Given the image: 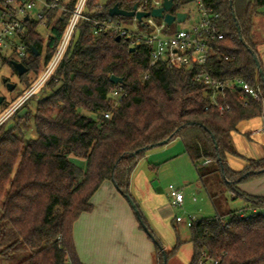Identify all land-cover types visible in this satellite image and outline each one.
<instances>
[{"label":"trees","instance_id":"trees-1","mask_svg":"<svg viewBox=\"0 0 264 264\" xmlns=\"http://www.w3.org/2000/svg\"><path fill=\"white\" fill-rule=\"evenodd\" d=\"M137 1H107L96 9L98 0H90L89 9H96L93 18L109 20L116 18L109 14L115 5L129 11ZM76 2L72 0L70 7ZM207 4L220 15L224 35L222 41L213 43L207 67L211 76L221 82L243 79L252 85L259 80L264 90L255 62L260 56L254 25L264 0H207ZM68 23V15L60 16L50 28L46 44L39 24L25 23L27 31L19 37L27 57L20 63L28 71L22 76L13 66L14 57L1 56L21 84L17 98L50 63ZM75 34L77 39L71 41L45 86L0 126V253L7 255V264H83L74 225L93 210L94 195L106 181H112L122 195L131 197L130 175L137 162L149 147L175 138L184 142L205 187L207 175L218 173L235 199L249 203L247 219L228 213L229 228L216 218L196 221L190 228V264H197L202 253L218 264H264V198L238 188L264 175V159H249L241 172H234L226 163L227 155L242 158L233 133L241 122L264 115V103L225 87L217 96V103L225 106L220 112L211 88L196 80V67L175 69L162 61L151 66L149 47L141 45L131 53L127 42L96 36L90 25H81ZM111 76L122 83L115 85ZM120 88L125 96L115 107L112 95ZM32 100L36 102L34 111L27 108ZM9 103L4 97L0 117ZM31 122L36 137L26 140ZM73 159L85 161L86 169ZM206 161L210 163L203 166ZM207 189L219 209V194ZM182 245L178 241L172 251L163 253L156 244L157 264H163L165 256L169 261Z\"/></svg>","mask_w":264,"mask_h":264},{"label":"built area","instance_id":"built-area-1","mask_svg":"<svg viewBox=\"0 0 264 264\" xmlns=\"http://www.w3.org/2000/svg\"><path fill=\"white\" fill-rule=\"evenodd\" d=\"M89 1L77 0L72 8L70 7L72 0H0V60L1 56L6 58L14 56L17 62H20L22 58L27 57L26 47L19 37L27 31L26 22L32 21L38 23L39 27L50 30L60 16H69V23L54 57L43 68L32 87L0 117V126L45 86L58 69L81 25H90L96 36L105 35L110 39L119 37L121 41L127 42L130 48L146 45L150 50L151 66L162 61L167 62L170 67L175 69L196 67L198 69L196 80L204 82L211 88L212 100L220 112L225 110V106L217 103V96L225 87L239 96H249L264 103V90L259 81L254 85L243 79L221 82L214 79L208 71V63L214 53L213 43L222 41L224 35L220 32V15L208 6L207 0H173L172 8L169 11H164V16L185 13L187 17L183 22L175 20L171 25L166 22L165 17L157 18L151 15L154 10L163 8L166 0H138L134 4L137 5L135 15L128 17L132 18L130 24L113 18L109 20L93 18L92 14L97 8H102L103 2L106 0L97 2L94 11L89 9ZM191 4L196 6L199 15L198 21L192 22L186 28H175L176 24H186L194 17L191 11L184 10ZM53 13L56 14L55 18L52 17ZM139 13H149L150 15L140 19L137 16ZM33 14H35L34 17ZM112 96L114 106L118 107L125 94L120 88L115 90ZM105 117L110 118V115L106 114ZM208 163L210 161L205 162V164ZM170 188L172 205L181 207L184 202L183 192L172 186ZM248 213L247 210H244L238 215L247 219ZM216 220L229 228L225 219L218 217ZM176 222L191 228L196 223V218L194 216L187 218L178 216ZM197 264H218V262L210 259L206 253H202Z\"/></svg>","mask_w":264,"mask_h":264},{"label":"crops","instance_id":"crops-1","mask_svg":"<svg viewBox=\"0 0 264 264\" xmlns=\"http://www.w3.org/2000/svg\"><path fill=\"white\" fill-rule=\"evenodd\" d=\"M254 25L255 32L256 28L259 27L260 34L257 32L256 34L259 43L264 45V6L258 10L254 17ZM258 52L260 64L264 69L259 48ZM233 142L237 152L242 156L241 158L227 155L226 163L234 172L245 170L249 165V159H264V115L241 122L237 126V132L233 133ZM184 157H188L192 163L186 153L184 142L180 138H175L165 145L148 150L137 162L130 175L129 192L131 198L142 214L149 232L158 243L156 232L164 235V233H169L172 227L177 229V226L180 225L176 222L178 216H174L172 208H183L186 197L184 195V202L181 207H174L171 203L170 193L165 192L164 187L165 177L168 173L174 174V169L177 170L180 161L188 166ZM203 166H208V164L204 163ZM195 169L198 171L196 167ZM202 188L203 185L199 178V182L194 185L193 194L195 192L200 193ZM238 188L249 196L264 198V175L242 183ZM230 195L232 199H235L233 193ZM209 197L215 210H222L221 204L219 209L216 207L210 193ZM242 200L245 201L244 205L232 213L238 214L248 210L249 203L245 199ZM193 201L197 202V199L194 198ZM129 203L112 181H106L94 195L92 199L93 210L84 213L74 225L76 249L84 264H99L98 259L103 257V250L110 247L106 246L109 243L113 244V250L110 252L107 258L109 262L107 261L106 264H157L156 248L153 249L152 244L148 241L149 238L152 241L154 239L149 236L146 230L145 233L147 234L140 230L137 214L132 210ZM220 216L218 214L214 218ZM162 248L165 252H169L164 247ZM88 257L89 261L86 260ZM192 258L193 249L192 257L187 264L191 263Z\"/></svg>","mask_w":264,"mask_h":264},{"label":"rangeland","instance_id":"rangeland-1","mask_svg":"<svg viewBox=\"0 0 264 264\" xmlns=\"http://www.w3.org/2000/svg\"><path fill=\"white\" fill-rule=\"evenodd\" d=\"M107 1H115V0H106L103 3L105 4ZM128 1H131V0H128ZM254 1L255 0H252V2ZM98 2H102V0H98ZM184 10L191 11V14L194 15V17L190 19V21L187 22L186 24H182V25L176 24L174 26L175 28H186L192 22L196 23L198 21L199 15H198L195 5L191 4L185 7ZM34 15L35 14H33V17ZM115 19L120 20L123 23H127V24H130L132 22V18H128V17H116ZM38 31L41 35H43L44 43L46 44V41L50 35V30L40 26L38 28ZM256 32L260 34L259 27L256 28ZM76 39L77 38L75 37L73 40H76ZM258 48L260 51V55H262L261 57H262L263 65H264V45L263 43L260 42L258 45ZM42 70L40 71V74ZM4 79H7V81L10 82L11 84L17 85V89L15 90L14 93L10 92L8 88H6L3 82ZM21 89H22L21 84L20 82H18V78L13 68L11 67V65L6 61L0 60V96H4L7 102L11 101V103H9L8 108L18 101L20 97L17 98L16 94H18L21 91ZM11 99H13V101ZM35 107H36L35 100L30 101L27 106V108H31L33 111L35 110ZM27 108L20 112V116H24V114L28 111ZM0 114H2L1 107H0ZM13 124L14 123H12L11 121L9 123V126L11 127ZM25 137H26V140L34 139L36 137L35 127H34L33 122H31L30 124L29 131L25 133ZM184 160L185 162H187L189 167L180 161L179 167L177 168V170L174 169V174L168 173V175L165 177V181H166L165 187H164L165 192H168L169 194L171 191L170 187L172 186L173 188L177 190H182L183 194L186 197L183 208H172L174 216L177 215L182 218L194 216L196 218V221H199L203 219L214 218L215 216L219 214V215H222L226 220H228L229 219L228 213L237 211V209H240L244 205L245 201H243L242 199H238V198L232 199L230 193L226 190V186L224 185L225 183L223 182V178L218 173H211L207 175L208 178L206 180V185L207 187L209 186L211 191L215 189V192H217V195L219 194L217 204L219 203L221 204L220 206L222 207V210L220 211L215 210V207L213 206L211 199L209 197L208 189L207 187H204V184L201 181V179H200V183L203 185V188L201 189L200 193L195 192L193 194L192 191L194 189V185L199 182L200 177L198 175V171L195 169L193 164L189 161L188 157H184ZM73 161L77 165H79L81 168L86 169L87 164L85 161H81L78 159H73ZM207 172L209 173V171ZM213 186L215 187L213 188ZM218 188H219V191L216 190ZM194 198L197 199V202L193 201ZM129 205L132 208V210H134L130 203ZM138 224H139L140 230H142L144 234H147L145 233V229L141 227L140 222H138ZM191 234H192L191 229L188 228L184 224L178 225L177 229H174L172 227V230H170L169 233L167 234L164 233V235L159 232H156V235H157L156 238L158 239L162 247H164L166 250H169V251L173 250L174 245L176 244L177 241H180L183 243V245L181 246V249L178 250L175 257H173L172 259L168 261V264H187L188 261H190L192 257V249H193L192 244H191V240H192ZM146 238L148 239L147 235H146ZM148 241L150 242V244H152L153 249H155L156 248L155 241L154 240L152 241L150 238L148 239ZM106 246H110V247L108 249L103 250V253H102L103 257H99L98 259L99 264H106V262L108 261L107 258L110 255V252L113 250L112 243H109ZM1 249L2 248L0 247V251ZM7 254L11 255L9 252H7ZM86 260L89 261V257ZM0 264H7V255L4 256L2 253H0Z\"/></svg>","mask_w":264,"mask_h":264},{"label":"water","instance_id":"water-1","mask_svg":"<svg viewBox=\"0 0 264 264\" xmlns=\"http://www.w3.org/2000/svg\"><path fill=\"white\" fill-rule=\"evenodd\" d=\"M172 5H173V0H166L165 4H164V7L154 10L151 13V15L154 16V17H157V18L165 17V20H166V22L169 25L173 24L175 20H177L178 22H183L185 20V18L187 17V14H185V13H178L175 16L171 15V14H167V15L164 16V11H169L172 8ZM136 9H137V5H134L133 10H131V11L121 9L118 5H115L113 8L110 9L109 14H110L111 17H133L135 15V10ZM149 15H150L149 13H139V14H137L138 18H140V19L142 17H148ZM26 20H28V17H26ZM116 41L120 42L121 39L118 37L116 39ZM32 50L35 52L36 56L39 55V53L34 48ZM135 51H136V48H131L130 49L131 53H134ZM255 62H256V65L258 67L259 76H260V78L262 79V81L264 83V72L262 70V66L260 64V61L258 60L257 57H255ZM13 66H14V68L17 71L19 76L24 75L28 71V69L20 62H14ZM110 80L115 85H119V84L122 83V79H120V78H118L116 76H111ZM3 82H4V84H7V88H8V90L10 92L14 91V89H15V85L14 84H11L10 82H8L7 79H4ZM3 100H4V97L0 96V104H2ZM167 143H169V140L161 142L158 146H162V145H165ZM152 148H154V146L149 147L147 149V151L152 149ZM139 152L140 151H138L135 155H137ZM126 198L128 199V201L132 205L134 211L136 212L138 220H139L140 224L142 225V227L146 230V232L149 234V236L154 239V236L149 232L147 226L144 224V220L142 218V214L139 212V210H138L136 204L134 203V201L132 200V198L130 196H127ZM155 242H156V244H158L160 246L162 252L164 253L163 248L157 242V240H155ZM163 264H168V260H167L166 256L164 258V263Z\"/></svg>","mask_w":264,"mask_h":264},{"label":"flooded vegetation","instance_id":"flooded-vegetation-1","mask_svg":"<svg viewBox=\"0 0 264 264\" xmlns=\"http://www.w3.org/2000/svg\"><path fill=\"white\" fill-rule=\"evenodd\" d=\"M7 86V84H5ZM15 90V89H14Z\"/></svg>","mask_w":264,"mask_h":264}]
</instances>
